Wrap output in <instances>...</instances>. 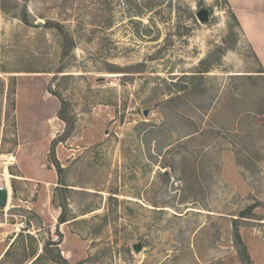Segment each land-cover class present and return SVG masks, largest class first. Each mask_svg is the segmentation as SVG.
I'll use <instances>...</instances> for the list:
<instances>
[{
    "label": "rangeland",
    "instance_id": "1",
    "mask_svg": "<svg viewBox=\"0 0 264 264\" xmlns=\"http://www.w3.org/2000/svg\"><path fill=\"white\" fill-rule=\"evenodd\" d=\"M233 13L0 0V264H264V72Z\"/></svg>",
    "mask_w": 264,
    "mask_h": 264
},
{
    "label": "crops",
    "instance_id": "2",
    "mask_svg": "<svg viewBox=\"0 0 264 264\" xmlns=\"http://www.w3.org/2000/svg\"><path fill=\"white\" fill-rule=\"evenodd\" d=\"M264 70V0H229Z\"/></svg>",
    "mask_w": 264,
    "mask_h": 264
},
{
    "label": "trees",
    "instance_id": "3",
    "mask_svg": "<svg viewBox=\"0 0 264 264\" xmlns=\"http://www.w3.org/2000/svg\"><path fill=\"white\" fill-rule=\"evenodd\" d=\"M233 16L235 17V19H236V21L238 22V24H240L239 19L237 18V16H236L234 13H233ZM23 18H24V22H25L26 24H30V20H29V17H28L27 14L24 15ZM240 25H241V24H240ZM1 71L4 72V73H6V72H10V71L7 69V67H6L5 65H2V69H1ZM26 71H28V70H26ZM32 71H33V70H32ZM13 72H16V71H13ZM261 72H264V70H262ZM196 75H197V74H196ZM196 75H192V76H196ZM14 76H15V75H14ZM63 102H64V101L62 100V104H63ZM13 105H15V101H14ZM58 115H59V117H60L61 119L66 120V117H65V114H64V107H63V105H62V107L60 108V111H59V114H58ZM54 144H55V140H54V142H53V145H54ZM54 163H55L56 167L58 168V171H60V173H62V171H63V167H62L60 161H58L57 159H55ZM60 183L63 184V182H60ZM65 209H66V208H65ZM65 209H63L64 211L62 212V214L60 215V218H59V221H60L61 223H64V222L68 221V219H67V217H66ZM236 236L238 237L239 240L242 241V237H241V234H240V233L237 232V233H236ZM244 249H245V248H244ZM9 250H10V249L7 250L6 254L9 252ZM45 250H46V252H50V253L52 254L51 250L49 249V246H46ZM40 256H41V254H40L39 256H36V257L32 260V263H34L36 260H38V258H39ZM51 256H52V259H53L54 261H56L57 263H59V264H70L69 261H68L66 258H64L60 252H59L57 255H51Z\"/></svg>",
    "mask_w": 264,
    "mask_h": 264
},
{
    "label": "water",
    "instance_id": "4",
    "mask_svg": "<svg viewBox=\"0 0 264 264\" xmlns=\"http://www.w3.org/2000/svg\"><path fill=\"white\" fill-rule=\"evenodd\" d=\"M199 16L202 20L206 19V14L203 11L199 12ZM10 199V189L8 187L0 186V207H6ZM136 247L141 248V245Z\"/></svg>",
    "mask_w": 264,
    "mask_h": 264
}]
</instances>
